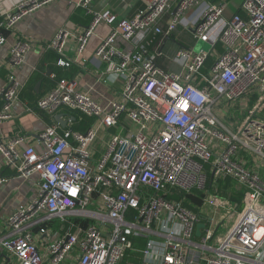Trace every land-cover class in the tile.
I'll use <instances>...</instances> for the list:
<instances>
[{
    "label": "built area",
    "instance_id": "1",
    "mask_svg": "<svg viewBox=\"0 0 264 264\" xmlns=\"http://www.w3.org/2000/svg\"><path fill=\"white\" fill-rule=\"evenodd\" d=\"M51 1L23 0L0 26L11 29ZM68 1L92 15L75 36L80 54L100 23L111 26L96 55L114 65L123 88L104 108L62 78L36 107L70 110L93 125H50L41 149L21 148L20 134L0 137L6 166L38 176L36 195L5 220L0 264H264L255 262L264 248V0H244L231 17L227 0H141L131 18ZM179 26L208 47L180 48L173 61L181 71H166L156 43ZM71 36L61 28L46 42L62 67L72 64L64 54ZM32 47L17 39L11 63L23 64ZM20 90L14 74L0 87V126L14 118ZM237 106L247 114L223 119ZM101 131L106 146L96 157ZM221 183L243 199L223 197Z\"/></svg>",
    "mask_w": 264,
    "mask_h": 264
},
{
    "label": "crops",
    "instance_id": "2",
    "mask_svg": "<svg viewBox=\"0 0 264 264\" xmlns=\"http://www.w3.org/2000/svg\"><path fill=\"white\" fill-rule=\"evenodd\" d=\"M22 1L0 0V17L5 12L14 10ZM243 1L236 0L231 3V0H227L226 17L239 12ZM91 6L97 10L110 7L120 16L131 18L143 7V2L141 0H92ZM77 7L68 0H53L25 16L11 29L7 30L0 26V32L5 36V42L0 43V87L7 83L10 74H14L21 85L19 100L13 107L15 116L1 124L0 137H10L16 134L24 136L25 141L21 144V148L32 145L41 149L43 140L40 134L48 126L59 122L56 120L57 115L61 116L62 122H59L62 127L61 132L68 129L84 131L94 124L91 118L79 120L80 115L70 110H62L56 115H50L36 107L39 99L56 85L53 83L57 74L76 80L78 89L88 92L104 108H109L113 100L120 98L123 80L113 73V64L103 61L96 55L102 40L110 34L112 28L106 23H100L90 37L84 52L80 54L77 50L75 36L89 27L92 15L83 8L91 20L85 24L78 22L77 18L80 19L78 13L72 16ZM169 18L170 14L164 16V25ZM61 28H66L72 33L64 50L65 57L72 60V64L68 67L60 66L58 54L46 48V42L51 40ZM19 38L31 40L33 47L27 53L23 64L13 65L10 60V50ZM196 44L191 31L182 26L171 34L160 36L156 43V48L160 53L157 58L158 65L166 71H181V67L173 61V58L180 48L196 49ZM116 62L115 60L114 63ZM30 78L32 82L28 84ZM39 81L42 83L37 90L36 85ZM2 104L3 101L0 98V107ZM29 108L32 110H28ZM69 119L74 120L73 124L68 122ZM104 136V131H101L99 142L94 144V156L96 157L100 156L106 146V142H103ZM0 176L6 178V181L0 185L1 233L5 227V220L36 195L38 176L31 178L20 176L12 168L6 166L2 154H0Z\"/></svg>",
    "mask_w": 264,
    "mask_h": 264
},
{
    "label": "trees",
    "instance_id": "3",
    "mask_svg": "<svg viewBox=\"0 0 264 264\" xmlns=\"http://www.w3.org/2000/svg\"><path fill=\"white\" fill-rule=\"evenodd\" d=\"M83 8L84 7H82V6H78L76 12L72 16L74 17L76 15V13H78V16H80V19L77 18V21L80 22V23H82V24H85V23H88L89 20H91V19H89V17L86 15L85 9H83ZM62 78H64V77L61 76V75H59V74H57V76H55V79H54V83L53 84L55 85ZM31 82H32V78H30V80L28 81V84H31ZM214 184H215V182L211 185V190L212 191H213V188H214ZM219 187L221 189L219 191V193L223 197H225V198H233L234 200H238V201H241V199H243V194L238 193V192H235V191H233L231 189H227V186H226L225 183H221ZM186 201H187L186 203L189 206H191L193 208H197V206L194 203H192L189 198L186 199Z\"/></svg>",
    "mask_w": 264,
    "mask_h": 264
},
{
    "label": "rangeland",
    "instance_id": "4",
    "mask_svg": "<svg viewBox=\"0 0 264 264\" xmlns=\"http://www.w3.org/2000/svg\"><path fill=\"white\" fill-rule=\"evenodd\" d=\"M231 1H232L231 3L236 2V0H231ZM196 43H197L196 44V50L197 51H199L203 46L208 47V44L205 43L204 41H198ZM246 114H247V110L244 106H242V107L237 106V107H235V109L230 110L226 114H221V116L223 117V119H225V117H226L228 120L235 122V121H238L240 117L245 116ZM262 170H263L262 172L264 173V168H262ZM199 198H201V196H199ZM198 205L207 211L210 210L209 206H206V204L203 203L202 199L199 200Z\"/></svg>",
    "mask_w": 264,
    "mask_h": 264
},
{
    "label": "water",
    "instance_id": "5",
    "mask_svg": "<svg viewBox=\"0 0 264 264\" xmlns=\"http://www.w3.org/2000/svg\"><path fill=\"white\" fill-rule=\"evenodd\" d=\"M87 29H88V27H87ZM41 81H39L38 83H37V85H36V89L38 90V88L40 87V85H41ZM60 115H57L56 116V120H58L59 122H62L61 120H60ZM202 227H204V224L203 223H201V224H199V226H198V231H197V234L198 235H200V229L202 228ZM255 262H260V263H263L264 262V248L262 249V251L259 253V255L255 258Z\"/></svg>",
    "mask_w": 264,
    "mask_h": 264
}]
</instances>
